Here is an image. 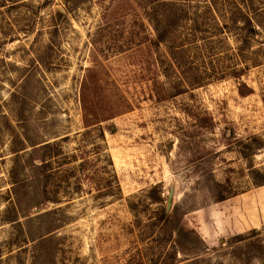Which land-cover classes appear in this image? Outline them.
Listing matches in <instances>:
<instances>
[{"label":"rangeland","instance_id":"374dc122","mask_svg":"<svg viewBox=\"0 0 264 264\" xmlns=\"http://www.w3.org/2000/svg\"><path fill=\"white\" fill-rule=\"evenodd\" d=\"M0 264H264V0H0Z\"/></svg>","mask_w":264,"mask_h":264},{"label":"water","instance_id":"95a60500","mask_svg":"<svg viewBox=\"0 0 264 264\" xmlns=\"http://www.w3.org/2000/svg\"><path fill=\"white\" fill-rule=\"evenodd\" d=\"M171 203H172V198L170 197L169 198V207L171 206Z\"/></svg>","mask_w":264,"mask_h":264},{"label":"trees","instance_id":"16d2710c","mask_svg":"<svg viewBox=\"0 0 264 264\" xmlns=\"http://www.w3.org/2000/svg\"><path fill=\"white\" fill-rule=\"evenodd\" d=\"M160 42L164 41L163 37H159Z\"/></svg>","mask_w":264,"mask_h":264}]
</instances>
